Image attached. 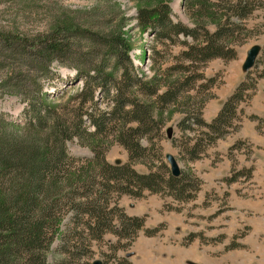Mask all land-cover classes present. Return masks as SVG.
<instances>
[{
  "label": "trees",
  "instance_id": "obj_1",
  "mask_svg": "<svg viewBox=\"0 0 264 264\" xmlns=\"http://www.w3.org/2000/svg\"><path fill=\"white\" fill-rule=\"evenodd\" d=\"M172 1L139 0L134 19L155 47L184 49L168 69L177 78L163 91L135 67L122 32L126 19L115 5L108 8H113L108 23L118 22L107 33L92 22L80 29L62 22L35 38L0 36V48L8 51L4 58H30L14 65L6 85L0 84V95L21 98L26 115H31L23 127L0 116V264H47L52 245L54 254L69 259L55 264H79L88 256L91 240L101 242L109 233L132 240L140 231L145 237L160 231L146 228L145 217L127 216L118 206L122 196L139 199L148 192L179 203L195 198L201 185L195 176L180 172L173 177L160 158L147 174L137 173L130 163L109 165L101 142L120 145L131 163L144 159L147 148L142 141L156 145L163 131L153 109L164 112L187 92L212 88L215 79L206 80L201 66L235 58L229 45L245 31L244 21L258 10L264 12V0H183L182 8L196 23L192 28L172 20ZM54 62L73 71V84L81 83L66 116L59 114L62 106L53 107L48 100L62 99L69 86L52 94L43 88L56 75ZM249 89L241 82L209 123L202 118L201 104L183 113L178 123L180 144L173 143L179 153L194 162L208 146L235 130ZM13 129L23 130L25 138L10 135ZM73 141L91 150L93 158L85 161L86 167H75L69 157L66 143ZM77 224H84L82 232L89 236L78 247L72 229Z\"/></svg>",
  "mask_w": 264,
  "mask_h": 264
},
{
  "label": "rangeland",
  "instance_id": "obj_2",
  "mask_svg": "<svg viewBox=\"0 0 264 264\" xmlns=\"http://www.w3.org/2000/svg\"><path fill=\"white\" fill-rule=\"evenodd\" d=\"M182 2H171L172 20L192 28L196 23L186 14ZM112 5L126 19L122 32L135 67L163 91L177 78L176 73L168 69L176 64L175 57L184 49L180 46L164 49L160 44L155 47L152 37L141 34L134 21L139 0H0V36L35 38L51 31V28L61 27L62 22H71L77 29L92 22L107 33L113 31L118 22V19H113L108 23L113 9L108 8ZM243 26L245 31L229 45L236 52L233 60L216 59L201 66L200 73L206 80L215 79L212 88L187 92L164 112L153 109V116L162 122L163 131L156 145L142 141V146L147 148L144 159L131 163L120 145L107 139L101 142L107 164L130 163L132 169L140 174L154 170L158 158L170 172L165 156L172 155L182 173L200 180L195 198L179 203L148 192L139 199L122 196L118 206L127 216L145 217L146 228L160 227V231L153 237H145L140 231L132 240H120L111 233L105 235L101 242L91 240L86 250L88 256L79 264H93L95 261L101 264H264V12L256 11L243 22ZM209 29L212 31L213 27ZM179 40L183 38L179 37ZM253 46H259L261 50L255 66L244 73L242 65ZM0 55V84L5 86L10 74L14 73V65L29 62L30 58L6 59L4 56L8 51L3 48H0ZM53 69L56 75L45 81L43 88L52 94L69 86L71 90L62 99L48 100L53 107L62 106L59 114L66 116L72 104L71 98L81 88V83L73 84L71 69L55 62ZM22 71L25 72L26 68L23 67ZM241 82L250 89L246 91L245 102L240 105L236 129L208 146L200 159L188 161L179 153V147L173 145L174 141V144H180L182 133L178 123L183 113L195 110L197 104H201L202 118L209 123ZM138 98L141 99L140 96ZM25 106L15 95H0V116L19 124V127L31 118L30 114L26 115ZM9 132L14 137L26 136L20 129ZM189 136L193 137L192 134ZM237 143L240 147L234 149ZM66 148L77 168L86 167L85 161L93 158L91 150L76 141L67 142ZM234 176V182L226 181ZM64 225H68V219ZM84 228V224L72 228L77 233L74 241L77 247L89 240V236L82 232ZM55 250V245H52L47 264L69 260L67 256L54 254Z\"/></svg>",
  "mask_w": 264,
  "mask_h": 264
},
{
  "label": "water",
  "instance_id": "obj_3",
  "mask_svg": "<svg viewBox=\"0 0 264 264\" xmlns=\"http://www.w3.org/2000/svg\"><path fill=\"white\" fill-rule=\"evenodd\" d=\"M259 52H260L259 46H253L249 49V51L246 54V58L243 62V65H242V71L244 73H247L254 67L256 60H257V56L259 55ZM165 160L169 166L171 175L173 177H178L180 175V168L175 158L172 155L168 154L165 156ZM116 165H119V164H116ZM93 264H101V262L95 261L93 262Z\"/></svg>",
  "mask_w": 264,
  "mask_h": 264
}]
</instances>
